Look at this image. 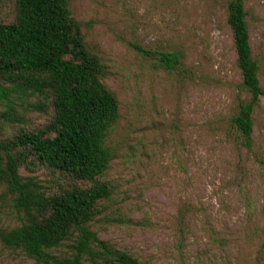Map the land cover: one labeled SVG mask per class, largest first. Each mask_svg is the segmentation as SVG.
Segmentation results:
<instances>
[{
  "label": "rangeland",
  "instance_id": "1",
  "mask_svg": "<svg viewBox=\"0 0 264 264\" xmlns=\"http://www.w3.org/2000/svg\"><path fill=\"white\" fill-rule=\"evenodd\" d=\"M244 7L264 90V0H244ZM69 10L105 65L102 81L119 105L105 143L112 160L101 177L113 191L91 230L108 248L145 264H264V97L253 112L248 150L230 123L248 94L226 1L69 0ZM13 16V0H0V22ZM174 52L176 69L160 67L158 54ZM17 109L21 123L0 122V139L40 129L50 118ZM20 174L52 188L45 169ZM22 216L3 196L0 229L19 227ZM69 244L50 253L66 256ZM0 264L41 263L0 243Z\"/></svg>",
  "mask_w": 264,
  "mask_h": 264
},
{
  "label": "trees",
  "instance_id": "2",
  "mask_svg": "<svg viewBox=\"0 0 264 264\" xmlns=\"http://www.w3.org/2000/svg\"><path fill=\"white\" fill-rule=\"evenodd\" d=\"M225 1L241 88L248 94L230 123L250 150L253 112L264 90L251 53L244 0ZM13 6L11 23L0 22V122L21 123L17 107L25 106L50 118L40 129L0 139V200L12 197L23 215L19 227L0 229V243L41 264H145L108 248L90 227L113 191L101 177L112 160L105 143L119 105L102 81L105 65L87 48L69 0H13ZM157 62L174 70L179 54L160 53ZM32 98L35 102H29ZM22 168L47 170L52 188L22 176ZM65 180L72 184L64 185ZM68 241V255L50 253Z\"/></svg>",
  "mask_w": 264,
  "mask_h": 264
}]
</instances>
